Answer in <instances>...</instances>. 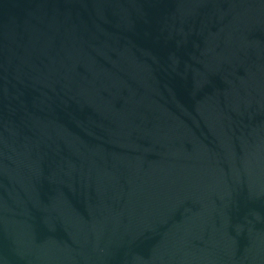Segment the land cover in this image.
<instances>
[{"label": "water", "instance_id": "obj_1", "mask_svg": "<svg viewBox=\"0 0 264 264\" xmlns=\"http://www.w3.org/2000/svg\"><path fill=\"white\" fill-rule=\"evenodd\" d=\"M0 264H264V0H0Z\"/></svg>", "mask_w": 264, "mask_h": 264}]
</instances>
